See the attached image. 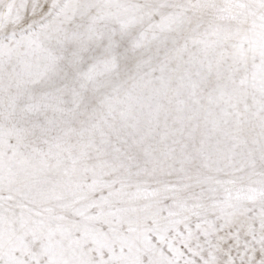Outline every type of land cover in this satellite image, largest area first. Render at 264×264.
Listing matches in <instances>:
<instances>
[{
  "label": "snow or ice",
  "instance_id": "obj_1",
  "mask_svg": "<svg viewBox=\"0 0 264 264\" xmlns=\"http://www.w3.org/2000/svg\"><path fill=\"white\" fill-rule=\"evenodd\" d=\"M0 264H264V0H0Z\"/></svg>",
  "mask_w": 264,
  "mask_h": 264
}]
</instances>
